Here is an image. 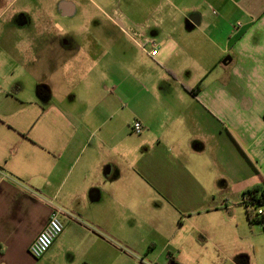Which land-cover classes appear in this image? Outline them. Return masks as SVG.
I'll return each mask as SVG.
<instances>
[{
    "label": "crops",
    "instance_id": "crops-1",
    "mask_svg": "<svg viewBox=\"0 0 264 264\" xmlns=\"http://www.w3.org/2000/svg\"><path fill=\"white\" fill-rule=\"evenodd\" d=\"M86 4L125 46L85 48L78 31L48 32L45 2L0 0V264H264L261 227L214 189L234 180L242 196L264 178V0L49 11ZM54 213L63 232L35 260Z\"/></svg>",
    "mask_w": 264,
    "mask_h": 264
},
{
    "label": "rangeland",
    "instance_id": "rangeland-1",
    "mask_svg": "<svg viewBox=\"0 0 264 264\" xmlns=\"http://www.w3.org/2000/svg\"><path fill=\"white\" fill-rule=\"evenodd\" d=\"M45 2L46 5V13L48 14V16H50L52 19L51 21L55 22L54 27L55 28H50V31L48 32H54V31H60L62 32V30L60 28H63L64 32H76L78 31L79 33L84 34V38H85V45L84 47L86 48H99V49H103V50H107V49H114V50H118L120 46H125L127 44V42L125 40H123L122 38H118L117 37V31H115L113 28L108 27L105 24H102L103 22H101L100 20L103 19V17L106 14H103V10L102 9H97L95 7H93L92 5H87L85 6V8L83 10H78L71 19H67V18H63L61 15L58 14L57 10L53 9L51 10V12L49 11L52 7L53 4L55 3L56 0H40ZM80 1V0H77ZM83 2V0H81ZM104 12L106 13V10H104ZM50 13V14H49ZM91 18H96L98 19V24L97 25H91V24H87V20L91 19ZM67 19V20H66ZM66 21V27H60V23ZM105 33V35H111V40L110 41H98V39H100L102 36V33ZM94 35V36H93ZM95 68H97L95 66ZM106 75V74H105ZM103 73H101L98 70H95L94 73H90L89 77H88V82H92V85H97L98 80L101 79L100 77L105 76ZM112 76L113 74H111V76L109 75L107 80H104L106 82L111 83L112 82ZM58 84V83H56ZM55 83H53V86L56 87L59 90V88L57 87ZM103 84V83H102ZM82 85V84H81ZM77 91V94L79 97L82 96V94L84 93L83 90H85L84 86H81ZM104 88V84L102 85ZM55 96L53 97L54 101H58L59 99H62L64 96V92H59L57 93V90L55 89ZM83 92V93H81ZM135 134V133H134ZM225 181V180H223ZM222 182V181H221ZM242 184H237L236 181L234 180H230L228 183L224 182V184L222 185L219 182H216L215 184V191L218 192V190L223 189L225 192H227L229 194L228 198H227V202L228 204L233 207V208H237V210L240 212V216H239V220L242 222L245 220V212L244 210L239 207V201L241 198V189H242ZM229 190V191H228ZM224 192V193H225ZM224 203V202H223ZM260 228L258 224L254 225V228ZM263 232V231H262ZM249 240V239H247ZM252 240V239H251ZM244 241V240H243ZM252 241L255 242H261L264 244V233L260 234L259 237L254 238ZM241 242V240H240ZM206 264H219V263H215V262H211V261H207Z\"/></svg>",
    "mask_w": 264,
    "mask_h": 264
},
{
    "label": "built area",
    "instance_id": "built-area-1",
    "mask_svg": "<svg viewBox=\"0 0 264 264\" xmlns=\"http://www.w3.org/2000/svg\"><path fill=\"white\" fill-rule=\"evenodd\" d=\"M142 46L148 50L150 56H155L158 49V44L151 38L144 39ZM143 126L140 122L134 121L131 125V130L136 135H140L143 131ZM259 215H264V207L257 210ZM64 226L59 220L56 213L52 214L45 224L44 228L36 235L31 242L28 252L35 259H41L50 249L53 242L62 234Z\"/></svg>",
    "mask_w": 264,
    "mask_h": 264
},
{
    "label": "trees",
    "instance_id": "trees-1",
    "mask_svg": "<svg viewBox=\"0 0 264 264\" xmlns=\"http://www.w3.org/2000/svg\"><path fill=\"white\" fill-rule=\"evenodd\" d=\"M191 92L194 93L193 90ZM239 205L244 208L248 223L250 225L258 224L264 232V215L257 213L259 208L264 207V178L260 184L242 193Z\"/></svg>",
    "mask_w": 264,
    "mask_h": 264
}]
</instances>
